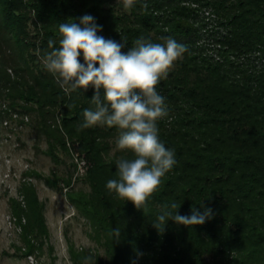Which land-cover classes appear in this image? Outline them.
Returning a JSON list of instances; mask_svg holds the SVG:
<instances>
[{"label":"trees","instance_id":"16d2710c","mask_svg":"<svg viewBox=\"0 0 264 264\" xmlns=\"http://www.w3.org/2000/svg\"><path fill=\"white\" fill-rule=\"evenodd\" d=\"M113 1L0 0L3 95L25 105L55 162L59 153H70L83 163L80 181L87 189L75 188L71 175L53 173L46 181L66 189L106 256L73 251L72 258L82 263L92 257L97 264H264V0H135L126 11ZM86 14L102 26L98 35L117 42L125 37L123 51L140 36L159 43L171 36L188 49L157 86L169 109L158 122L159 138L175 150L177 163L144 209L106 188L116 160L130 156L115 147L118 130L79 127L83 110L93 107L94 89L66 94L37 54L48 50L49 39L58 40L59 23H78ZM173 201L180 215L190 216L193 208L202 213V202L213 215L192 228L168 220L160 232L153 222ZM42 207L29 188V219L45 233Z\"/></svg>","mask_w":264,"mask_h":264},{"label":"clouds","instance_id":"9594fccd","mask_svg":"<svg viewBox=\"0 0 264 264\" xmlns=\"http://www.w3.org/2000/svg\"><path fill=\"white\" fill-rule=\"evenodd\" d=\"M122 3L125 10H130L135 0ZM142 7L146 10L147 3ZM78 20L69 18L59 23L58 40L49 39L48 50L37 54L43 68L66 94L94 89L90 99L93 107L83 110L79 127L118 130L115 147L130 156L116 160L115 178L107 181L106 188L118 199L144 209L177 163L175 150L167 148L159 138L158 122L169 115V109L157 86L183 57L187 46L171 36L161 37L163 43L140 36L123 51L125 37L123 42H117L98 35L102 26L91 15ZM200 205L202 213L193 208L188 216L178 214L180 204L166 203L153 226L163 232L168 220L189 228L203 225L213 212L203 202ZM113 232L120 235L118 228ZM84 264H94L92 257H86Z\"/></svg>","mask_w":264,"mask_h":264},{"label":"rangeland","instance_id":"374dc122","mask_svg":"<svg viewBox=\"0 0 264 264\" xmlns=\"http://www.w3.org/2000/svg\"><path fill=\"white\" fill-rule=\"evenodd\" d=\"M113 5L126 11L122 0ZM24 106L6 99L0 88V264H84L74 261L73 251L105 260L104 250L90 236V222L68 202L66 189L46 183L53 173L71 175L75 188L87 189L80 181L82 161L59 153L55 162ZM29 188L43 206L45 233L29 219Z\"/></svg>","mask_w":264,"mask_h":264}]
</instances>
